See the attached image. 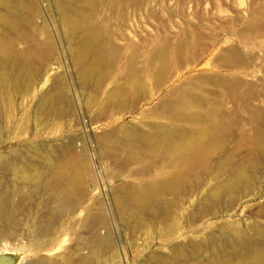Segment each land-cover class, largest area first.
<instances>
[{"label":"rangeland","instance_id":"obj_1","mask_svg":"<svg viewBox=\"0 0 264 264\" xmlns=\"http://www.w3.org/2000/svg\"><path fill=\"white\" fill-rule=\"evenodd\" d=\"M37 3L40 5L41 17L36 19V26L38 24L43 27L44 22V25L49 28H52L54 23L60 24V20L56 16L58 14L51 7L50 0H37ZM115 3L104 6L98 1L94 13L99 21L104 23L102 25L104 29L108 28L107 31L109 30L107 32L109 35L105 34V36L108 35L114 47L119 49V52L115 54L118 60L114 59L112 53L107 56L104 62L112 61L111 65L115 62L113 66L105 63L109 66L108 69L111 68L109 70L111 73L98 85L91 83L88 86L90 88L87 87L88 89L85 88L84 91L83 89L82 91L77 90L70 100V103L72 101L73 104L70 105L73 109L71 107L67 110L70 113L65 112L63 117H59L60 119L50 117L53 118L51 120L46 117L44 112H41L42 115L40 112L35 114L33 111L37 95L34 97L35 101L31 98L29 102L24 98V102L21 98H15L14 106L11 108L9 101L4 99L0 93V96L2 95L0 97V126L2 124L5 126L4 128L0 127L3 131L0 135V204L6 208V215L8 214L5 219H0L2 232V236L0 234V254L8 264H29L39 259L45 260L46 264H141L142 262V264L146 262H148L146 264H154L156 255H169L172 252L170 249L173 241L176 243L187 242L192 238L195 239L196 236V238H202L201 234L204 231L206 232H204L203 238L211 231L216 233L217 231H213L215 230L213 227L210 230L208 227L210 224L225 222V224H229L225 228L227 233L230 232L229 234L233 233L236 236L235 221L238 220L235 222V226L241 225L237 226L239 229L245 226L243 231L246 233L250 232L248 227L252 222L249 220L257 219L264 222V216H257L261 207L255 209L258 205H264V156L260 146L252 143V141L262 142L263 148L261 143L260 145L264 150V0H138L137 2L122 0V2ZM109 6L111 12L107 10ZM96 10H100V13ZM45 26L44 28H46ZM61 32H64L63 27ZM21 47H26V45ZM61 48L55 55V59L51 60L48 66L46 65L45 69L51 66L49 73L52 75L50 74V80L38 91L39 94L51 85L52 77L55 79L61 74L70 87L75 88L78 85L79 81L76 75H78L79 66L72 64V60L68 56V48L63 43ZM160 52H166L163 62L152 56ZM149 55L152 59L149 58ZM110 56L113 57L112 60ZM149 59L151 60L150 65ZM223 59H226V62ZM52 61L54 62L51 63ZM94 86L95 89H93ZM116 86H123L125 91L127 88L129 93L127 92L125 95L124 91L123 94H118L108 104L110 100L107 98L112 88ZM194 86L198 88V91ZM188 94L190 96L191 94L198 95L197 97L201 95L200 98L210 99L207 100V103L211 105H207L208 108L203 109L194 106L190 103L191 97ZM117 100L119 101L117 102ZM160 106L161 108L167 106L166 109L169 107L166 110L167 114L169 110H175L177 114L181 111L182 113L180 112L181 114L178 115L192 114V112L198 114V111L200 113L204 110L212 119L205 125L217 124L215 122L219 121L222 125L218 124L217 126L221 127V130H223L222 127L224 130L227 128L225 133L224 130L218 131V134L224 133V135L222 134L223 139L220 137L221 135L218 136L219 140L225 143V145L221 144L223 149L219 146L218 138L216 139L218 145L214 141L209 146L212 149L207 147L208 165H204L209 167V170L201 164L202 170L199 167L198 172V177L205 181L206 188L204 187L202 190L213 186L218 177L225 178L234 166L243 168L246 165L245 162L248 161L247 167L245 166L248 169L253 159L255 161L253 163L256 165L252 167V163V170H250L251 167L248 170L250 173L255 169L259 172L255 170L253 173L254 182L257 185H252L247 196H236L237 199L239 198L236 199L237 203L232 197L235 202L233 206L230 203L232 198L224 195L219 200L222 207L218 214L213 218L201 220L196 226L186 225L185 218H178L179 221L175 225L171 238L157 235L158 233H155L157 230L153 226L146 227L149 224L143 227L137 226L138 228L134 226L135 229L128 228L114 217L113 224L111 222L109 227H105L106 229H100L95 220H92L96 222L95 224H92L91 221L97 213L99 202L113 196L116 189L124 182L139 181L140 173H136V171L139 170L138 168L140 170L143 168V163H134L130 160V152L134 153L135 149L129 140L123 138L121 130L129 128L131 125H134L133 128L135 126L144 128V124L148 121L163 124L173 123L174 121L170 117L175 111H171L168 116L164 108L163 111H160ZM210 106H215V108ZM217 117L219 120H214ZM38 120L42 122V125L37 123ZM15 122L17 125L14 126ZM186 124L197 125L190 121ZM114 126L122 128L116 134H110L109 131L115 128ZM257 130H260V133ZM257 133H259V138ZM103 134H106V139H110L106 140ZM99 136H102L101 142L97 140L100 139ZM260 137L262 138L260 139ZM255 138L256 140H253ZM69 144H74V148L73 145H70V149ZM257 144L259 145V143ZM33 146L41 148L38 150L41 155L49 154L51 151H55V148L67 155L71 150L74 154L77 152L76 159L72 158L71 162L77 165L76 167L79 166L77 171L80 170L79 177L84 179L82 181L85 182V185L83 183L78 186V190L76 188L66 201L68 204L72 202L70 207L66 205L63 197L58 200L51 198L56 187L53 188L51 185L52 178L48 165L44 166V173L41 171L36 173L33 170L35 172L33 178L32 175L31 178H17L11 174V164L13 167H18L25 161L27 163L40 161L41 155L38 151L39 155H36ZM65 149L68 152L64 151ZM225 150H227L226 156L224 155ZM228 154L231 159L228 158ZM257 154L259 157H256ZM213 156H216L215 159ZM34 157H38V160ZM21 158L25 160L23 161ZM81 159H84L86 163ZM77 160H80L78 162L81 164H78ZM224 162L227 164H223ZM4 163L5 165L11 163V167L6 165L8 169L2 170ZM241 164H244L243 167L240 166ZM38 173L44 176L41 177ZM130 173L131 175H129ZM257 173L261 175L258 176ZM215 174H217L216 178L213 177L210 180L213 183H210L209 177ZM218 174L220 175L218 176ZM46 181H49V186ZM207 185L209 186L207 187ZM115 186L117 187L115 188ZM7 188L10 190L8 191ZM254 188L256 189L254 190ZM194 191L197 193L194 192L193 198L201 195V192L196 188ZM192 197H188V200ZM225 199L229 201L226 200L227 203H230L229 206L227 203L225 206ZM191 201L193 202V199ZM221 201L224 202L221 203ZM187 202L189 203V201ZM184 213L186 214L187 211L185 210ZM113 215L118 217L117 213ZM86 219L87 222L84 221ZM179 222L182 223V226L179 225ZM184 224L187 227L183 226ZM143 228L145 229L141 231ZM194 230L196 231L194 232ZM132 233L136 235L133 236ZM37 234H40L39 237ZM216 234L218 235V233ZM97 235L102 237L101 240L103 238L108 240L103 239L104 245H101L103 249L94 242L98 238ZM111 241L113 242L111 243ZM94 245L98 247V251ZM99 249L102 250L99 252Z\"/></svg>","mask_w":264,"mask_h":264},{"label":"bare ground","instance_id":"obj_2","mask_svg":"<svg viewBox=\"0 0 264 264\" xmlns=\"http://www.w3.org/2000/svg\"><path fill=\"white\" fill-rule=\"evenodd\" d=\"M98 1H100L104 6L109 3L113 4V2L114 4H116L115 2H118V1L122 2V0H50L51 7H53L58 14L56 16H58V19L60 20V24L54 23L52 24V28H49L44 25L45 22L43 23V27H40L37 24V22H36L37 26L35 25L36 19L41 17L40 16L41 9L39 10L40 5H38L37 0H0V93L3 95L4 99H7L9 101V103L11 104V108L12 106H14L15 98H21L22 101L24 98L27 100V102H29L31 101V98H33V101H35L34 97L35 95H37L38 97L35 101L34 110H33L35 111V114L36 112L37 114L38 112L40 113L44 112L46 114V117H49V118L54 117V119L56 118L60 119L61 116L65 112L67 114L70 113L67 111L69 108L72 107V106L70 107V105H73L72 101L70 103V100H72V97L74 93L77 92V90L82 91L83 89L84 91V89L87 88L91 83L92 84L95 83V85H98L104 80V78L107 75H109V73H111L109 72L111 68L110 69L108 68L109 66H113L115 62L113 61L114 63L113 65H111L110 62L112 61L110 60H109L110 62L108 61L104 62V61L106 60L107 56L110 53H112V55L114 54L115 60H118L116 59L115 54L116 52H119V49L116 46L114 47L111 41V38L108 37L109 35L107 33L109 31V30L107 31L108 28L104 29V27L102 26L104 23L102 21H99V19L97 18V15H95L94 13L97 7ZM134 1L137 2L138 0L137 1L134 0ZM108 8H109L107 9L108 12H111L110 6ZM44 26L46 28H44ZM62 27L64 28V32H61ZM105 34H108V35L105 36ZM62 43L64 44L65 47L68 48V56L72 60V64L79 66V69L77 71L78 75H76L79 81L77 82L78 85L75 88L70 87L69 84H67L65 78H63V76L61 77L62 75L61 74L59 75V77H57L58 76L57 75L56 76L57 78L55 79L54 77H52L53 80L51 82V85L49 84L50 86L48 85L49 87L47 89H44V91L41 94H39L38 91L44 87V85L48 82V80H50L51 73H49V70H51V66L48 69H45L47 68L46 65L48 66V63L51 60L55 59V55L60 51V49H62L61 48ZM19 45L20 47L22 45H26V47L20 48ZM165 53L166 52H160L152 56L156 59H159L160 62H163L166 57ZM150 55H149V58H150ZM112 59L113 57L111 58V60ZM225 60L226 59H223V61ZM53 62L54 61H52L51 63ZM149 62L148 63L150 65L151 60ZM105 63H107L109 66L106 65ZM58 64H59V60H58ZM157 75L159 74L157 73ZM201 81L203 80L201 79ZM123 86H116L115 88H112V91L109 97L107 98V100L108 99L110 100L108 101V104L111 102V100L117 97L118 94L120 95L124 93L125 91L124 87L126 86L124 87ZM196 86H194V88H196V90L198 91V88ZM198 87H201V86H198ZM95 88L96 87L94 86L93 89ZM127 92L128 90L126 88L125 95L127 94ZM81 93L83 94V92ZM2 95L0 97H2ZM188 95L190 96V94ZM197 96L198 95L193 96V94H191L190 96L191 97L190 103H192L194 106L202 107L203 109V108H208V106L211 105V104L208 105L207 103V100L209 101L210 99L200 98L201 95H199L200 97H197ZM118 101L119 100H117V102ZM3 102L5 103V100ZM166 107L165 106L163 107L165 110L163 108H161V110L159 108V110L160 111L164 110L167 114L168 111L166 110L169 109V107L167 109ZM213 107L215 108V106ZM23 110H26V109H23ZM171 111L174 112L175 110H169V113ZM175 112L170 117L171 120L174 121L171 124L170 123L163 124L159 122L157 123L156 121H152V122L146 121L147 123L145 122L143 123H145L144 125L147 128L145 127L141 128L139 126H135L133 128L134 125L132 126L130 124L132 128L129 127L123 130V128L120 126L122 128L121 130V128L114 126L115 128L109 131L110 134H116L119 130L123 132L122 133L123 138H126L127 140H129L130 143L132 144V147L135 149L134 153L132 152H130L131 154L129 153L130 160L134 163L136 162L143 163V168L141 170L140 168H138L140 170V171L138 170L139 172L136 171V173H140V176H138L140 177L139 181L134 182V183H131V181L124 182L122 185H120L122 183L121 182L119 184L120 186L118 185L119 187L116 189V191L114 190L115 193L113 196L111 195V197L109 198L107 197L103 199L101 202H99L97 213L95 216H93L91 221L95 220L98 223L100 229L107 227L111 222H112L111 224H113L114 222L112 220L114 217V218H117V220H119L124 225L128 226V228L132 227L135 229V227L137 226L143 227L149 224V226L147 225L146 227L148 228L150 227V225L153 226L157 230V232H155V233H158L157 235H160L166 238H171L172 233L176 227L175 225L179 221L178 218L179 219L181 217L185 218V221H187L186 225L189 224V226H196L198 222H200L201 220H207L209 218H213L218 214V212L220 211V208L222 207L220 205L219 200L224 195L229 196V198L230 197L235 198V200L233 198L230 199L231 200L230 203L232 204L231 206H233L235 202L237 203L236 196L244 197V196H247V194H249L250 189L253 187L252 185L255 184L253 173L255 172V170L257 171V169H255L252 173H250V171L248 170L250 169L252 163L255 162L254 159L253 161L251 160L253 156L250 159L252 162L250 166L248 167V169L246 168L248 161L245 162L246 167L242 166L244 164L240 165L243 168H239L238 166L236 167L234 166L232 168L230 167L231 171H229L230 173L228 172L225 178L218 177L217 181L215 182L213 186L209 187L208 189L202 190V188L203 189L204 187L206 188V186H204L205 181L202 180L203 178L200 179L198 177V172H199V167L200 169L203 167V166L201 167V164L208 165L207 163L208 155L206 152L207 147H209L214 141L217 144L218 141L216 139L218 138L219 135H221L220 137H222L223 139L224 137L223 135L227 128L224 130V128L222 127V129L224 130V133L220 132L218 134L219 130L223 131L221 130V127L219 128L217 126L218 124L219 126L222 125L219 123V121L215 122L217 124L205 125L206 122L212 119L209 118V114L204 112V110L203 112H200V113L198 111V114H196V112L194 114L193 112L192 114L186 113L187 115H178L181 111L178 114L177 112L176 113ZM161 113L163 114V112ZM37 116H40V115H37ZM50 119L52 120L53 118H50ZM26 120L28 121V119ZM40 120H38L37 123L42 125V122ZM214 120H219V117H217ZM189 121L197 125L196 126L187 125L186 122H189ZM15 125H17V122H15L14 126ZM2 127L4 128L5 126H2ZM1 131L2 130L0 129V135L2 134ZM257 131L259 132L260 130H257ZM259 133H257L258 138H259ZM261 135L263 134L261 133ZM102 136H99L100 139H97V140L101 142ZM105 136L106 134L104 135V138ZM256 138L253 140H256ZM261 138L262 137H260V139ZM107 139H110V138H107ZM219 142H220L219 146L223 149L224 147H222L223 145L221 144L223 143L225 145V143L221 142V140H219ZM252 143H254V145L256 143L257 146H260L259 148L261 149V153L264 156V150L262 149L263 148L262 142L252 141ZM257 143H259V145ZM260 143L262 145V148H261ZM74 144H69V146L73 145L72 147L74 148ZM38 147L37 146L32 147L33 150L36 151V153L38 150L41 149V148L39 149ZM209 148L212 149V147H209ZM221 148L219 149L221 150ZM259 148L257 150H259ZM70 149H71V146H70ZM54 150L55 151H51L49 154H46V155H43V154L41 155V153L38 151L39 154L41 155L40 156L41 159H39L40 161H37V162L27 163V161H25L24 164H22L21 166L18 165V167H15V166L13 167L11 163L9 164L6 163V165L8 167L11 164L12 166V167L10 166L11 174L15 175V177L17 178L18 177L19 178H29V177L31 178V175L33 178V176H35L33 175V173L35 172L37 173L38 171L43 172L45 170L44 166L48 165L49 170L51 172V178H52L51 185L53 186V188L56 187V189H54V191L52 192L53 195L51 194L53 196L51 198H57L58 200V198L63 197L66 203V201L72 196L73 191L78 186L82 185L83 183H84L83 185H85V182L82 181L84 179L82 178L80 179L79 177L80 174L78 172L80 170L77 171L79 169L78 168L79 166L76 167L77 165L71 162L72 158L76 159L75 157H76L77 152L74 154V152L71 150L69 152L70 156H68L69 154L68 155L63 154L64 152H62L61 150H60L61 152L58 151V149L56 148ZM68 150L65 149L64 151L68 152ZM226 151L227 150H225L224 155L226 154ZM31 152L33 153V151ZM218 152L220 153V151ZM39 154L37 153L36 155H39ZM228 155L229 157L228 156L227 157L230 158L231 157L230 154ZM215 157L213 159H215ZM254 157H255V154H254ZM256 157H259V155ZM30 158L32 159V157ZM81 160L84 163H86L84 159H81ZM78 161L80 160L76 161L79 164L80 162ZM83 162H82V165H84ZM219 163L220 162H218V164ZM223 164H227V163L224 162ZM6 165L4 163V167L2 170H4V168H7ZM228 165H229V161H228ZM255 165L256 163H253L252 167L253 166L255 167ZM252 167L250 170H252ZM204 168H207V167H205L204 165ZM33 170H35V172H33ZM131 171L133 172V170ZM204 171L206 172V170ZM31 172L32 174H30ZM41 172L39 173L41 174ZM46 172L48 171L46 170ZM217 172L220 173V171H217ZM129 175H131V173ZM192 175L194 176V178ZM216 175L217 174L210 176L209 182ZM219 175L220 174H218V176ZM46 182L48 183V186H49V181H46ZM210 183H213V181ZM48 186L46 185L47 188ZM208 186L209 185H207V187ZM116 187L117 186H115V188ZM195 188L201 192V195L197 196L196 198H193L194 192L197 193L196 191H194ZM255 189L256 188H254V190ZM8 191L6 192L8 193ZM74 196H77V194L76 195L74 194ZM188 197H192L193 202L191 201L192 199L188 200ZM226 200L227 199H225V206L227 203ZM187 201H189V203ZM223 202L224 201H221V203ZM0 203H1V196H0ZM230 203H227V206H229ZM70 204H72V202L69 204L66 203V205H69V207L71 206ZM258 207H261V208L259 209ZM255 209H259V213H257V216H261V217L264 216V205L263 206L258 205L257 207H255ZM5 210L6 208H4L0 204V219L1 220L5 219L6 216H8V214L6 215ZM185 210L187 211L186 214L184 213ZM115 213L118 214V217H115V215H113ZM254 219L256 218L254 217ZM7 220H8V217H7ZM84 221L87 222V219ZM95 221H92L93 222L92 224H95L96 223ZM250 221L252 222L251 224L247 222L248 224H250L248 227L250 232L248 233H246V231H243L245 226L241 227L242 229H239V227H237L241 225L235 226V222H238V220L234 222L235 230H237L236 236H234L232 232L231 233L233 236L229 234L230 232L227 233V230H225V228L228 227L227 225L229 224H225V222L224 223L217 222V224H214V225L210 224L208 226L210 227V230L214 228L215 230L213 231H217L216 233H218L219 236L215 232L211 231L208 234H206L207 236L205 238H203L204 237L203 234L204 232H206L204 231L203 234H201L203 236L202 238H196L197 236L195 235L196 236L195 239L192 238L191 240H188L187 242H181L180 241L181 239L178 240L180 242L177 241L178 243L173 241L174 242L173 244L170 243L172 244L171 249H170L172 250V252L169 255H156V256L154 255L156 257L154 260L155 262L154 264H264V222L263 220L258 221L257 219L254 221L249 220V222ZM88 223L91 224V222H88ZM179 223H180L179 225L182 224L181 222ZM186 225L184 224L183 226L187 227ZM126 226H124V228ZM159 226L161 227L159 228ZM144 229L145 228L141 229V231H143ZM40 230L42 231V229ZM195 231L196 230H194V232ZM0 234L2 236V232ZM39 235L37 237H39ZM201 235H198V236L200 237ZM101 238L98 236V238H96V240L94 241L99 248H101L102 247L101 245L103 244L102 241L104 238L102 240ZM104 240H107V239H104ZM183 240H184V237H183ZM112 242L113 241H111V243ZM97 246H95L97 249V250L95 249L96 251H98ZM101 250L99 249V252ZM155 250L157 251L156 248ZM158 251H161V250L158 249ZM154 254H157V253H154ZM0 258H4L2 254H0ZM29 264H46V262L45 260L39 259V260L30 262Z\"/></svg>","mask_w":264,"mask_h":264},{"label":"water","instance_id":"obj_3","mask_svg":"<svg viewBox=\"0 0 264 264\" xmlns=\"http://www.w3.org/2000/svg\"><path fill=\"white\" fill-rule=\"evenodd\" d=\"M0 264H8L5 258H0Z\"/></svg>","mask_w":264,"mask_h":264}]
</instances>
